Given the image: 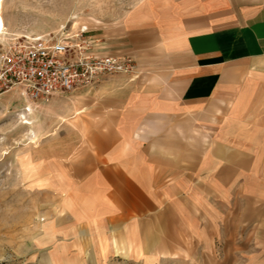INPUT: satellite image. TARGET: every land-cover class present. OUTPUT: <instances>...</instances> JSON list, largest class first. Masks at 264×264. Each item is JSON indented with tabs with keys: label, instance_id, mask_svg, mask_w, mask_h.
Returning <instances> with one entry per match:
<instances>
[{
	"label": "crops",
	"instance_id": "obj_1",
	"mask_svg": "<svg viewBox=\"0 0 264 264\" xmlns=\"http://www.w3.org/2000/svg\"><path fill=\"white\" fill-rule=\"evenodd\" d=\"M102 29L100 55L136 70L80 89L105 122L72 167L78 207L152 251L162 215L208 223L211 262L264 264V0H144Z\"/></svg>",
	"mask_w": 264,
	"mask_h": 264
},
{
	"label": "rangeland",
	"instance_id": "obj_2",
	"mask_svg": "<svg viewBox=\"0 0 264 264\" xmlns=\"http://www.w3.org/2000/svg\"><path fill=\"white\" fill-rule=\"evenodd\" d=\"M143 1L3 0L0 78L4 49L14 40L48 41L84 30L101 56L102 28L117 25ZM83 95L79 89L31 101L18 86L0 82V264H216L210 257L223 248L213 245L208 223L195 238L188 217L164 214L152 224V251L146 232L138 238L115 232L78 207L72 167L92 147L93 128L105 122L96 103L82 108Z\"/></svg>",
	"mask_w": 264,
	"mask_h": 264
},
{
	"label": "built area",
	"instance_id": "obj_3",
	"mask_svg": "<svg viewBox=\"0 0 264 264\" xmlns=\"http://www.w3.org/2000/svg\"><path fill=\"white\" fill-rule=\"evenodd\" d=\"M135 62L127 56H99L86 31L56 35L48 41H12L3 52L0 82L18 86L31 101L70 94L96 84L104 76L133 75Z\"/></svg>",
	"mask_w": 264,
	"mask_h": 264
},
{
	"label": "bare ground",
	"instance_id": "obj_4",
	"mask_svg": "<svg viewBox=\"0 0 264 264\" xmlns=\"http://www.w3.org/2000/svg\"><path fill=\"white\" fill-rule=\"evenodd\" d=\"M3 0H0V7H1V4H2ZM4 31V20H3V17L0 13V34H2Z\"/></svg>",
	"mask_w": 264,
	"mask_h": 264
}]
</instances>
